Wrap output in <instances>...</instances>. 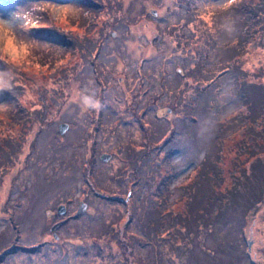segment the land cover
<instances>
[{
    "label": "rangeland",
    "instance_id": "rangeland-1",
    "mask_svg": "<svg viewBox=\"0 0 264 264\" xmlns=\"http://www.w3.org/2000/svg\"><path fill=\"white\" fill-rule=\"evenodd\" d=\"M234 1L253 8L258 2ZM225 2L0 0V20L30 45L27 60L0 59V251L8 240L15 246L0 252V264H147L140 261L146 244L138 223L149 198L161 222L148 244L165 262L191 264L181 254L191 242L201 249L200 264H233L231 252L202 250L201 240L215 244L211 224L193 242L180 230L197 179V211L206 217L208 200L227 199L234 185L244 189L264 158L257 135L264 131V6L255 14L247 8L244 17L233 7L220 10ZM253 17L263 19L249 31ZM218 70L224 74L216 82L207 80ZM86 96L97 106L86 105ZM151 131L163 132L149 138ZM211 148L217 155L198 172ZM102 150L110 152L105 159ZM122 177L130 193L109 199ZM157 183L164 185L162 198ZM77 196L87 200L85 208L50 227ZM60 200L69 202L63 212L55 206ZM210 210L212 216L214 204ZM173 214L170 241L160 229ZM223 223L217 232L237 242L236 263L264 264V186L240 219L228 215Z\"/></svg>",
    "mask_w": 264,
    "mask_h": 264
},
{
    "label": "trees",
    "instance_id": "trees-1",
    "mask_svg": "<svg viewBox=\"0 0 264 264\" xmlns=\"http://www.w3.org/2000/svg\"><path fill=\"white\" fill-rule=\"evenodd\" d=\"M236 1H234L232 3V6L231 8L233 7V13L235 16H237V14L239 16H244V11L248 8V10L251 11V13L255 14L256 12H259L260 11V8L262 6H264V0H258V2L256 3V7H249V5H238V6H233V4L235 3ZM194 3H197L194 2ZM179 7H181L183 10H184V14H185V11L187 12V7L184 6L182 3L178 4ZM189 8H191L189 6ZM188 8V9H189ZM192 11H190L188 14H190ZM193 14H190L189 18L190 17H193L192 16ZM184 16V15H183ZM259 16V15H257ZM262 16V14H261ZM245 17V16H244ZM188 18V19H189ZM263 17L261 18H258V17H253V19L249 18V22H251L249 24V31H252L251 27L255 24V23H260V21H262ZM245 24V22H244ZM246 26V24H245ZM260 28L262 30H264V26L262 23H260ZM249 31H246L245 30V35L246 34H249ZM244 35V37H245ZM247 37H245L246 39ZM202 61V60H201ZM223 71H216L214 73H211V76H209L207 78V73L206 74H203V76H206L207 80L210 79L211 77H213L212 82H216L219 78L220 75H223L222 74ZM181 82V81H180ZM179 85V84H177ZM207 85L203 86L202 88L200 87L199 90L197 91L196 95L197 97L199 96V93L200 92H203L204 88H206ZM176 90L178 87H174ZM179 91V88L178 90ZM246 92V91H245ZM247 94V92H246ZM248 95V94H247ZM260 107L263 109V112H264V92L262 93L261 97H260ZM197 103V102H196ZM196 103L194 104V108L197 107L196 106ZM252 104V103H251ZM253 105V104H252ZM253 108V107H252ZM252 108L250 109L251 111H254L252 110ZM36 111H39V108H35ZM256 117V113L255 111L253 112L252 115H250V119L252 121H254ZM240 120H241V117H240ZM237 121H238V117H237ZM14 122H16V120H14ZM166 122V121H165ZM263 122H264V119H263ZM221 126L222 124H224L225 126L228 124L226 123H219ZM230 124H228L227 127H229ZM247 126V125H246ZM246 128V127H245ZM164 131H167V127ZM43 132V131H42ZM163 131H151L148 135V137H157L159 134H161ZM222 131H209L208 133L211 135L212 133L214 135H217L219 133H221ZM141 137L143 135H145V132L144 131H139ZM174 133L176 134V131H174ZM258 136L260 135L261 137V144L264 143V131H260V133L257 134ZM160 137V136H159ZM218 139V138H216ZM139 141V140H138ZM173 142V141H172ZM218 142V141H217ZM261 144H258V147H260ZM171 146H174V148L176 147V145H171ZM216 148L218 149V145H216ZM208 154H203L202 157L200 158V171L198 172H203V174L205 173V171H203V167L207 164V163H210V160H209V157L210 158H214V156H212V153L214 152L215 155H217V152H216V149H208ZM166 157H163V159H165ZM139 163L141 162V159L138 161ZM166 162H168L166 160ZM142 164L144 165V163L142 162ZM146 164V163H145ZM159 164L160 162L157 160L155 162L152 163V168L155 170V172L158 170V167H159ZM169 164V163H168ZM254 165L259 168V170H253L251 173H250V178L248 179V181L246 182V185L244 187V189H241V188H237V185H234L232 188L233 190H230V192L228 193V198L227 199H224L222 201H216L214 200L215 197L217 198H221V195H214L213 196V200H208V202L206 203L207 205H205L203 208L206 209L205 210V213L206 215L208 214V216L204 217V216H201L199 215V213H202L201 211H197V207L200 205L197 200L200 198L199 197V194H200V191L202 189V183H200V181L197 179L194 183V187L188 191L190 194L188 196V199L186 201V208H185V213L183 214H180V221H181V226L182 228H180V230L182 231L183 234H185V236L188 238L189 235L191 236L190 239H192V242H193V239L196 237V235L200 234V231L199 229L201 227H204V226H207V224H211L212 228H210V235L213 236L212 238L215 240V244L214 245H208V244H204L201 240V236H200V245L202 247V250H205V249H214L216 251H219V252H228V253H232L233 256H235V258H233L232 262L233 264H237L236 261L239 260L238 259V252H239V247H238V244L237 242L234 240L233 242H230V239H229V235L228 233L226 232V230H224V232H221V233H218L217 232V225L220 226V223L221 224H224L223 223V218H225L226 216L228 217V215H237L239 216V219H240V216H243L244 215V211L248 208V204L250 202H254L256 200V198H258V192L262 189V187L264 186V179H263V172H264V158H260L258 159ZM125 166L124 165H121L119 168H124ZM144 171H141L140 172V179L142 177H144ZM120 173V172H119ZM138 179V178H137ZM139 179V180H140ZM162 179H163V176H162ZM127 180V177L124 179V177L122 178H118L116 179V183H114L112 186H113V189L116 190V194L117 195H114V196H110L108 195V198L109 199H117V200H122L119 198L117 192H120L121 190H131L130 187H126L125 186V182ZM163 183H157V186H156V190H155V194H157L158 196L160 195V198H162V195H164V187H163ZM235 191V192H234ZM128 192V191H127ZM104 195V194H103ZM138 194H136L135 196H138ZM152 202H154V200H152L151 198L148 199L147 201V208L146 210H144V221L143 223L140 221V223H138V226L140 228V231H138V234L140 235L143 226H145V230H144V241H145V244H146V250H145V254L140 258V261H145L147 264H169L167 262H165L164 260V257L163 255H160V250L155 247L154 248V251L151 249V247L149 246L148 242H152L154 241V236L155 234L157 233V229L159 228V225H160V217L158 216V211L157 208L154 206V204H152ZM122 203V202H121ZM214 204V206L216 207V210L214 211L213 215H209V212L211 211L210 210V206H212ZM178 217L177 215L173 214V219H172V223H170L168 220H166V218L164 219V221L161 223L162 224V228L160 230H164L165 232H168L169 233V240L172 241V237L171 236H175V232H176V226L174 227V222L177 221ZM240 222V221H239ZM108 224H111V223H108ZM174 230V231H173ZM162 234V233H160ZM161 236H164V235H161ZM162 239V238H161ZM229 240V241H227ZM9 242V240H8ZM4 244H6V246L8 245L7 242H3L2 243V246H4ZM194 244V243H193ZM191 242H188L186 245L183 246V253L181 254H184L186 255L187 257H192V262L191 264H194V262H196V264H200L199 263V255H198V251L201 250L200 248H194L193 246H191ZM195 245V244H194ZM13 247L15 246H10L8 247L7 249H12ZM7 249H5V251H7ZM182 250V249H181ZM2 251V250H1ZM237 256V257H236ZM241 258V257H240ZM238 262V261H237Z\"/></svg>",
    "mask_w": 264,
    "mask_h": 264
},
{
    "label": "clouds",
    "instance_id": "clouds-1",
    "mask_svg": "<svg viewBox=\"0 0 264 264\" xmlns=\"http://www.w3.org/2000/svg\"><path fill=\"white\" fill-rule=\"evenodd\" d=\"M234 0H226L220 10H227ZM231 31V28H228ZM30 45L24 40L18 39L13 29L3 20H0V59L6 62L20 63L29 58ZM86 105L96 107L97 104L90 98L84 97Z\"/></svg>",
    "mask_w": 264,
    "mask_h": 264
},
{
    "label": "water",
    "instance_id": "water-1",
    "mask_svg": "<svg viewBox=\"0 0 264 264\" xmlns=\"http://www.w3.org/2000/svg\"><path fill=\"white\" fill-rule=\"evenodd\" d=\"M152 12L154 13V10H152ZM66 127H67V123L66 122L59 123V131H64V129ZM109 155H110V153L107 152V151H103V152L100 153V156L103 159L107 158ZM85 206H86V202L83 201V200H81L80 203H79V205H78V207H77V209L75 210V214H77L78 212H80L83 208H85ZM57 210L59 212L64 211L65 210V205L63 203L58 204ZM59 221H56L55 223H53L52 226L57 225L59 223Z\"/></svg>",
    "mask_w": 264,
    "mask_h": 264
},
{
    "label": "flooded vegetation",
    "instance_id": "flooded-vegetation-1",
    "mask_svg": "<svg viewBox=\"0 0 264 264\" xmlns=\"http://www.w3.org/2000/svg\"><path fill=\"white\" fill-rule=\"evenodd\" d=\"M93 143L94 144H96V141H95V139L93 140ZM102 151H104V150H102ZM101 157V156H100ZM127 191H129V190H127ZM128 193H130V191L128 192ZM83 199H85L84 197H83ZM80 200V197H75L74 199H72V203H71V205L69 206V212L68 213H66V214H64V215H61L60 213V215H58L57 217H55L53 220L51 219L50 221H51V223L52 222H54V221H59V223L60 222H63L64 220H66V218L68 219L69 217H71V215H74V211H75V209L77 208V204L76 203H78V201ZM73 201L75 202V205L73 206ZM87 201V200H86ZM68 201L66 200V204H67V206H68ZM65 211V210H64ZM47 237V236H46ZM43 241H48L46 238H44V240Z\"/></svg>",
    "mask_w": 264,
    "mask_h": 264
}]
</instances>
